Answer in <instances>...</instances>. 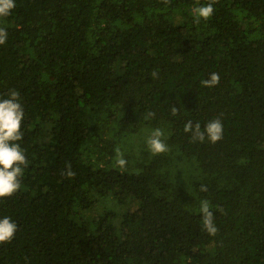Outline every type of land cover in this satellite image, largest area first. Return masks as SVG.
Returning a JSON list of instances; mask_svg holds the SVG:
<instances>
[{
    "label": "trees",
    "instance_id": "16d2710c",
    "mask_svg": "<svg viewBox=\"0 0 264 264\" xmlns=\"http://www.w3.org/2000/svg\"><path fill=\"white\" fill-rule=\"evenodd\" d=\"M210 2L15 0L0 17V99L19 92L28 161L0 198L17 225L0 264H264V0L197 18ZM216 119V143L184 130Z\"/></svg>",
    "mask_w": 264,
    "mask_h": 264
},
{
    "label": "clouds",
    "instance_id": "9594fccd",
    "mask_svg": "<svg viewBox=\"0 0 264 264\" xmlns=\"http://www.w3.org/2000/svg\"><path fill=\"white\" fill-rule=\"evenodd\" d=\"M165 4L168 0H163ZM216 0H211L207 5H201L195 8L194 14L197 18L207 20L214 12L213 4ZM15 7V0H0V17H6ZM7 39V32L4 28H0V45H3ZM220 82L218 73H211L207 80H202L201 84L205 87H213ZM176 108H173L175 114ZM151 115V114H149ZM147 118V117H146ZM24 119L23 105L20 103L19 92L10 90L8 97L0 99V198L10 197L17 192L20 187V178L23 176V169L27 166L28 161L20 147L18 141L22 140L23 134L21 124ZM185 132H191L193 141L204 142L207 138L210 142L216 143L223 136V124L219 119L210 121L201 131V126L193 124L189 121L185 125ZM164 133L161 129H155L147 139L146 143L153 155L161 154L168 151L162 137ZM116 164L124 168L127 161L123 158V154L119 149H115ZM62 175L72 179L75 172L70 164L65 165ZM201 191H207L205 185H201ZM200 212L202 213L203 228L210 235H215L218 229L215 227L213 212L210 211L209 201H201ZM17 231V225L10 217L0 218V244L10 242Z\"/></svg>",
    "mask_w": 264,
    "mask_h": 264
}]
</instances>
